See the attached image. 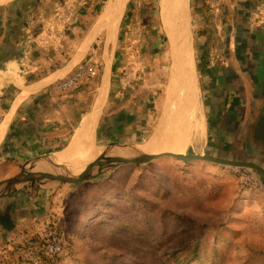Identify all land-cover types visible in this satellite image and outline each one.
Instances as JSON below:
<instances>
[{"label": "rangeland", "instance_id": "374dc122", "mask_svg": "<svg viewBox=\"0 0 264 264\" xmlns=\"http://www.w3.org/2000/svg\"><path fill=\"white\" fill-rule=\"evenodd\" d=\"M11 1L0 0V5L7 7L15 29L12 40L17 52L0 54V75L5 70L1 62H17L21 78L31 82L69 67L110 0H18L13 6ZM227 1L185 2V36L195 74V115L190 120L192 125L200 120L205 127V139L185 150L187 156L208 157L212 153L207 143L211 75L204 71V65L208 42L214 41L218 48L227 45L217 42L218 36L211 29L219 24V32L227 37L229 23L218 8ZM173 4V0L125 3L111 51L106 96L122 97L117 107L123 109V117L114 126L105 109L98 134V144L116 147V154L140 156L163 122L168 97H176L171 87L172 57L166 32V24L173 23ZM10 22L0 21L1 33L6 29L3 24L9 32ZM105 40L106 32H102L88 59L82 60L87 49L74 71L53 86L54 95L99 97ZM96 54L97 60L90 61ZM212 56L209 53L207 57ZM90 66L97 69L95 77L81 73ZM7 77L12 93L19 86ZM71 80L75 85L63 88ZM66 144L61 142L43 156L28 155L27 160L0 154V182L24 171L81 176L93 170L98 157L73 169L58 162L56 157ZM236 169L246 168L159 158L101 174L94 172L92 179L77 184L20 185L0 198L3 207H17L25 213L22 219L14 220L17 222L7 218L6 226L0 225V264H264V238L246 237L241 229L251 221L237 213L236 200L244 189ZM247 170L256 180L261 179L256 171ZM55 246L60 252L52 253Z\"/></svg>", "mask_w": 264, "mask_h": 264}, {"label": "crops", "instance_id": "0c3cea01", "mask_svg": "<svg viewBox=\"0 0 264 264\" xmlns=\"http://www.w3.org/2000/svg\"><path fill=\"white\" fill-rule=\"evenodd\" d=\"M17 1L13 0L10 4L13 6ZM212 4L214 6L216 2L213 1ZM220 4L218 8L220 12L222 10L224 12L220 15L226 17L229 23L227 37L223 32H219V24L211 29L215 32L214 35L218 36L217 42H227V45L224 44L223 47L218 48L214 41L208 42L204 65L206 67L204 71L211 75L209 91H212L209 97L211 116L207 115L211 117V122H208L207 143L211 146L209 148L212 153L208 157L253 164L264 170V0H228ZM0 14V21L10 22L6 6L0 5ZM5 26L6 29L0 32V54L12 51L16 53L12 40L15 29L13 31V25H11L12 28L10 27L8 32L6 24H3L2 28ZM102 32L104 31H99L95 36L82 60L88 59V55L92 54L93 47L97 44ZM104 46L102 53H104ZM209 53L213 55L211 59L207 57ZM92 60H97V54L90 59ZM1 64L5 69L4 74L0 75L1 122L10 113L13 112V114L0 143V154L3 158L27 160L28 155L43 156L61 142H67L62 148L64 150L75 136L84 118L92 112L98 99V97L59 96L51 92L56 89L53 86L68 77L76 65L67 71L68 66L62 67L50 72L42 79L25 82L28 78H24L25 80L21 78L19 63L11 61L10 63L1 62ZM12 69L14 73H11ZM7 75H10L13 84L19 86L12 93L8 88ZM41 84L44 85L38 90L35 89ZM33 89L35 91L30 92L27 97H21L25 90ZM118 96L112 99L106 97L100 115L101 119L105 109L109 111L108 116L114 126L119 125V120L123 117V109L117 107L122 97ZM100 119L95 130L97 143H99ZM27 151L30 154H27ZM222 166L225 167V165ZM257 173L261 177V179L256 177L260 187L247 189L240 183L244 190L241 192L242 195L237 194L236 207L237 213H243L244 217H249L251 221L249 225L245 224L241 227L245 236L263 239L264 175ZM224 177L227 178V174ZM232 182L236 184L237 181ZM10 207L0 205V225L6 226L3 223L7 218L12 223L17 222L14 220L22 219L25 214L17 207ZM11 225L14 226V224Z\"/></svg>", "mask_w": 264, "mask_h": 264}, {"label": "bare ground", "instance_id": "6f19581e", "mask_svg": "<svg viewBox=\"0 0 264 264\" xmlns=\"http://www.w3.org/2000/svg\"><path fill=\"white\" fill-rule=\"evenodd\" d=\"M126 1L127 0H110L108 2L95 26L83 41L76 58L69 64V67L66 68V71L69 70L81 60L99 31L106 32L103 54L104 73L98 101L92 112L82 121L69 145L56 157L58 162L67 164L71 169L75 168L78 164L93 161L101 152L108 153L110 156L130 157V155L116 154L119 152L116 147H101L95 141L96 126L99 122L101 109H103V102L108 94L109 75L112 66L111 51L116 43L118 27ZM173 2L175 6L174 14L172 13L173 23L170 26L166 24V32L169 37V48L172 57L171 87L175 91L173 95L176 97H168L163 122L155 132L153 131L154 134L148 145L144 149H141L143 153L165 151L184 155L183 152L191 147L192 144H200L205 139L204 124L199 120L192 125L190 120L195 115V97H193L195 74L191 51L187 45V37L185 36L186 0H173ZM168 6L169 5H166V7ZM43 85L44 84H41L35 89L38 90L39 87ZM35 89L25 90L21 97H27L30 92L35 91ZM12 114L13 112L0 123V143L8 128Z\"/></svg>", "mask_w": 264, "mask_h": 264}, {"label": "water", "instance_id": "95a60500", "mask_svg": "<svg viewBox=\"0 0 264 264\" xmlns=\"http://www.w3.org/2000/svg\"><path fill=\"white\" fill-rule=\"evenodd\" d=\"M159 158H173L175 160L183 161V162L205 161V162H211L229 167L246 168L253 171H257L264 175V170L260 169L259 167L253 164L222 161L210 157L187 156V155L168 153L165 151H155L152 153L142 152L140 156L132 158V157L110 156L108 153L103 152L100 153L97 161L93 165V170L94 168L95 170L94 171L89 170V172H86L81 176H57L55 174L43 175L41 173L24 171L12 179L1 181L0 198L4 197L12 190L18 188V186L26 185L30 182H37L39 184L42 183L77 184L82 181L92 179L95 176L93 174L94 172H96L97 174H101L104 171H107L114 167L125 166V165H141Z\"/></svg>", "mask_w": 264, "mask_h": 264}, {"label": "built area", "instance_id": "2783aa9c", "mask_svg": "<svg viewBox=\"0 0 264 264\" xmlns=\"http://www.w3.org/2000/svg\"><path fill=\"white\" fill-rule=\"evenodd\" d=\"M81 73H85L88 74L92 77H95L97 75V69L95 67H86L84 69H82ZM72 85H75L74 82L71 80L69 82L64 83L63 88L68 89L71 88ZM236 173L238 174V176H240L241 180H242V184L245 188L247 189H256L260 187V182L257 181L251 171L247 170V169H236ZM60 252V247L55 246L52 249V253H58Z\"/></svg>", "mask_w": 264, "mask_h": 264}, {"label": "trees", "instance_id": "16d2710c", "mask_svg": "<svg viewBox=\"0 0 264 264\" xmlns=\"http://www.w3.org/2000/svg\"><path fill=\"white\" fill-rule=\"evenodd\" d=\"M103 1H106V0H103ZM100 9V7L97 8V11ZM100 11V10H99ZM82 13L84 12V10L81 11ZM21 28V27H20Z\"/></svg>", "mask_w": 264, "mask_h": 264}]
</instances>
